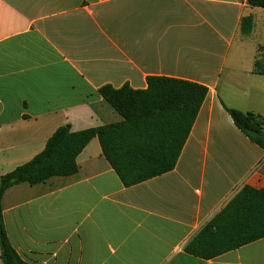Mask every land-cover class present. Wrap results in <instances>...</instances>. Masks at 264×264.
Here are the masks:
<instances>
[{"label": "crops", "instance_id": "1", "mask_svg": "<svg viewBox=\"0 0 264 264\" xmlns=\"http://www.w3.org/2000/svg\"><path fill=\"white\" fill-rule=\"evenodd\" d=\"M258 14L247 0H0V176L62 126L121 122L103 86L146 90L158 76L208 88L173 171L125 187L94 138L75 175L7 190L4 225L24 262L264 264V238L210 260L186 252L243 187L264 190V149L224 107L264 117Z\"/></svg>", "mask_w": 264, "mask_h": 264}, {"label": "trees", "instance_id": "2", "mask_svg": "<svg viewBox=\"0 0 264 264\" xmlns=\"http://www.w3.org/2000/svg\"><path fill=\"white\" fill-rule=\"evenodd\" d=\"M264 9V0H247ZM254 19H242L241 29L249 36ZM259 68V62H256ZM258 73L264 71L258 69ZM146 90L129 85L99 90L100 96L121 117L119 123L80 132L62 126L45 149L13 172L0 176V249L3 264H27L10 244L3 220L2 199L10 188L27 183H46L53 177L78 172L77 159L98 138L104 157L125 187H131L175 169L194 123L208 95L204 85L181 79L151 76ZM236 127L264 149V117L224 106ZM249 131L256 132L252 137ZM264 238V190L243 187L233 199L187 245L190 255L210 260Z\"/></svg>", "mask_w": 264, "mask_h": 264}, {"label": "rangeland", "instance_id": "3", "mask_svg": "<svg viewBox=\"0 0 264 264\" xmlns=\"http://www.w3.org/2000/svg\"><path fill=\"white\" fill-rule=\"evenodd\" d=\"M264 32V14H258V23L255 38H262V33Z\"/></svg>", "mask_w": 264, "mask_h": 264}, {"label": "water", "instance_id": "4", "mask_svg": "<svg viewBox=\"0 0 264 264\" xmlns=\"http://www.w3.org/2000/svg\"><path fill=\"white\" fill-rule=\"evenodd\" d=\"M249 134L252 136V137H256V132H254V131H249Z\"/></svg>", "mask_w": 264, "mask_h": 264}]
</instances>
